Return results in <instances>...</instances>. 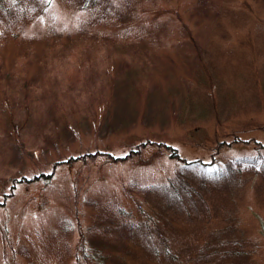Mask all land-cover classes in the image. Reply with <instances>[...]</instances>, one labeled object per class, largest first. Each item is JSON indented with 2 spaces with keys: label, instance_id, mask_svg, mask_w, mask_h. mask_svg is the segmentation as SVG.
<instances>
[{
  "label": "rangeland",
  "instance_id": "obj_1",
  "mask_svg": "<svg viewBox=\"0 0 264 264\" xmlns=\"http://www.w3.org/2000/svg\"><path fill=\"white\" fill-rule=\"evenodd\" d=\"M0 264H264V0H0Z\"/></svg>",
  "mask_w": 264,
  "mask_h": 264
},
{
  "label": "trees",
  "instance_id": "obj_2",
  "mask_svg": "<svg viewBox=\"0 0 264 264\" xmlns=\"http://www.w3.org/2000/svg\"><path fill=\"white\" fill-rule=\"evenodd\" d=\"M54 2V4H55V0H51V2ZM54 7V6H53ZM42 14H45V12L44 13H42ZM39 15V14H38ZM38 15H36V16H34V17H32V18H29V19H27L26 21H24V22H27V21H29V20H32V22L34 23L35 22V20H36V17L38 16ZM83 22L84 21H80V22H78V21H76L73 25H74V27L76 26V25H78V24H83ZM74 27H72V28H74ZM70 31V29H67V30H64V29H58V28H56V27H54V26H52V27H50V28H48L47 30H46V32H48V34H50L51 36H52V38H51V40H50V42H52V43H50V45H56V46H59V45H61V42H62V39L60 38L61 37V35L63 34V33H66V32H69ZM85 36L86 35V33L85 32H82L81 34H80V36ZM67 40H70V38H66ZM71 80V79H70ZM69 82H71V81H69ZM256 159V157L254 158V160ZM262 159L260 158V160L258 159V160H255L257 163L259 162V161H261ZM192 168V167H191ZM211 170H210V172H208L207 170H206V168H200V170H201V172H205V173H207V175L208 176H215L216 174H218V175H216V176H218V177H216V178H210V186L211 187H213L217 192H220L221 191V188L223 189V191H225L226 189H227V185H230V184H232V183H234V177L233 176H240V173H237V174H234L233 176H229L227 179L225 178V176H220V174L222 173L221 171H220V169L219 170H217V169H215L216 170V173L214 172V169H212V167L210 168ZM243 171H244V169H242ZM189 172L190 173V175L193 173V169H187L186 170V172ZM214 174V175H213ZM246 174H248V173H246ZM243 175H245V174H243ZM40 176H47L46 174H41ZM152 187H156V186H152ZM186 187V186H185ZM141 189L142 190H145L146 189V187H141ZM181 189H183V185L181 184V183H178V184H176V191L177 192H179ZM186 191V193L184 194V195H188L187 197H189V198H191V197H194V199H193V202H192V204L193 203H197V202H205L206 203V201L207 200H205V198H204V195L206 194V189L204 188V187H202V184L200 185V184H198V185H196V186H194V188H188V190H185ZM190 194V195H189ZM184 195H180L179 196V198H182ZM174 197H176V196H174ZM171 199H173V198H171ZM176 200V199H175ZM178 203H182L180 200H178ZM192 204H190V206L189 207H191V205ZM183 205H185V204H180L179 206L180 207H182ZM186 207H187V205H185ZM148 249V248H147ZM149 252L151 253H158L159 252V248L154 244L152 247H150L149 248Z\"/></svg>",
  "mask_w": 264,
  "mask_h": 264
}]
</instances>
